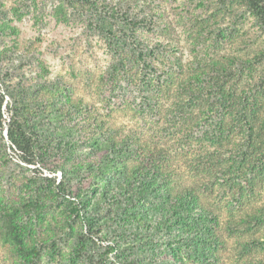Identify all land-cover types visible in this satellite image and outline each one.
<instances>
[{
	"label": "rangeland",
	"instance_id": "1",
	"mask_svg": "<svg viewBox=\"0 0 264 264\" xmlns=\"http://www.w3.org/2000/svg\"><path fill=\"white\" fill-rule=\"evenodd\" d=\"M0 85L74 143L66 160L19 161L4 107L0 264H264V26L242 0H0ZM103 128L150 138L199 205L149 211L135 244L111 221L83 236L74 193L91 196Z\"/></svg>",
	"mask_w": 264,
	"mask_h": 264
},
{
	"label": "trees",
	"instance_id": "2",
	"mask_svg": "<svg viewBox=\"0 0 264 264\" xmlns=\"http://www.w3.org/2000/svg\"><path fill=\"white\" fill-rule=\"evenodd\" d=\"M242 1L249 12L264 26V0ZM6 97L10 99L6 100ZM4 107L8 114L5 127L8 147L17 152L19 161L25 164L40 161L43 164L48 160L52 149H55L56 153L60 151L61 157L65 160L73 156L71 147L74 143L71 140H67L68 145L63 143V138L56 140L51 138L50 134L49 136L43 134L40 126L42 117L33 111L30 99L25 96L19 99L13 97L11 92H5L0 85V127ZM43 110L47 111L48 107L44 106ZM64 110L70 117V114L78 109L73 108L68 101L67 108ZM102 130L106 132L104 128ZM56 133V131L53 132L54 135ZM89 139L93 140V154L98 153L100 157H97V160H89L85 164L87 175L94 178L92 182H88L91 196L80 197L82 194L78 190L74 193L80 199L78 205L84 212L85 233L83 236L98 232L101 223L111 221L113 229H116L113 234L115 239L117 235L122 242L126 239L128 242L124 243L128 245L131 242L135 244L136 241L141 242L145 237L141 231L139 232V228L143 219L149 215V211L160 213L161 220L168 213V209L179 208L183 212L189 205L192 207L199 205L200 200L195 198L194 194H188L189 192L185 191L186 183L182 184L180 177L173 171V157L167 153H159L150 138L135 136L133 139L129 138L127 142L123 139L115 140V135L107 133L105 136ZM53 144L55 146H52ZM77 169L80 168L77 167ZM61 170L66 172L62 167ZM69 193H72L71 189ZM203 212L202 209L198 211V216H201ZM165 219L164 224L168 227L169 220ZM171 219L174 223L182 221L181 214L176 211ZM208 220L218 226L217 215L214 213L208 216ZM127 227L133 229V232L125 235ZM214 230L211 229L210 238L218 237ZM138 242L137 246H142ZM121 252L123 250L117 252V257ZM212 255L217 262L220 261L219 250L214 249ZM120 258H123V264H142L140 259L134 261L128 260V257Z\"/></svg>",
	"mask_w": 264,
	"mask_h": 264
}]
</instances>
